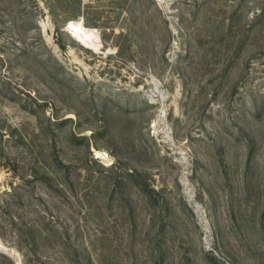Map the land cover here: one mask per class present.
<instances>
[{
  "label": "rangeland",
  "instance_id": "1",
  "mask_svg": "<svg viewBox=\"0 0 264 264\" xmlns=\"http://www.w3.org/2000/svg\"><path fill=\"white\" fill-rule=\"evenodd\" d=\"M82 1L0 0V264H264V0Z\"/></svg>",
  "mask_w": 264,
  "mask_h": 264
},
{
  "label": "trees",
  "instance_id": "2",
  "mask_svg": "<svg viewBox=\"0 0 264 264\" xmlns=\"http://www.w3.org/2000/svg\"><path fill=\"white\" fill-rule=\"evenodd\" d=\"M75 8H78L77 13L79 14L81 12L80 8H90L89 4H84L82 0H76ZM84 21L86 22V18H84Z\"/></svg>",
  "mask_w": 264,
  "mask_h": 264
},
{
  "label": "bare ground",
  "instance_id": "3",
  "mask_svg": "<svg viewBox=\"0 0 264 264\" xmlns=\"http://www.w3.org/2000/svg\"><path fill=\"white\" fill-rule=\"evenodd\" d=\"M80 24H79V21L76 23V25H75V28H73L74 29V31H72V33H74V34H76V31H77V34L76 35H79V37L80 38H82V39H86V38H84L83 37V35H82V33H84L83 31H84V29L83 28H81L80 26H79ZM76 30V31H75ZM85 34V33H84ZM75 35V36H76Z\"/></svg>",
  "mask_w": 264,
  "mask_h": 264
}]
</instances>
